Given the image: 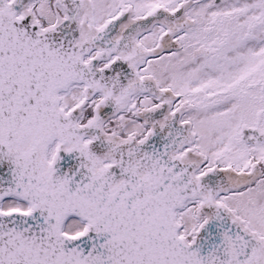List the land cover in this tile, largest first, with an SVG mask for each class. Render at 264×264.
I'll use <instances>...</instances> for the list:
<instances>
[{
    "label": "snow or ice",
    "instance_id": "obj_1",
    "mask_svg": "<svg viewBox=\"0 0 264 264\" xmlns=\"http://www.w3.org/2000/svg\"><path fill=\"white\" fill-rule=\"evenodd\" d=\"M0 264H264V0H0Z\"/></svg>",
    "mask_w": 264,
    "mask_h": 264
}]
</instances>
